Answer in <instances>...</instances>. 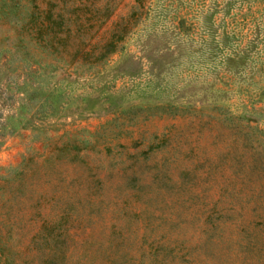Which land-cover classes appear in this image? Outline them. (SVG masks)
Returning <instances> with one entry per match:
<instances>
[{
	"label": "rangeland",
	"instance_id": "374dc122",
	"mask_svg": "<svg viewBox=\"0 0 264 264\" xmlns=\"http://www.w3.org/2000/svg\"><path fill=\"white\" fill-rule=\"evenodd\" d=\"M133 5L0 0L15 264H264V0H145L90 70L35 34L79 14L100 44Z\"/></svg>",
	"mask_w": 264,
	"mask_h": 264
},
{
	"label": "trees",
	"instance_id": "16d2710c",
	"mask_svg": "<svg viewBox=\"0 0 264 264\" xmlns=\"http://www.w3.org/2000/svg\"><path fill=\"white\" fill-rule=\"evenodd\" d=\"M145 0H134V5L131 12L125 19H122L115 23V26L110 31L108 37L99 43L90 45L88 41L91 39L83 29L82 17L75 16V26L71 25V22L66 19V15L62 12L52 16L49 13L45 15V18L41 20L44 29L35 32L37 35H41L46 39L47 48H50L56 53L65 54L68 53L72 47V44H76L73 49L75 65L81 64L83 67L87 66L88 70L94 69L97 66H101L112 54L120 51L122 49V42L127 34L130 32L131 28L136 24L139 16H137L138 11L144 8ZM89 46V47H88ZM37 66H29V73H37ZM81 66V67H82ZM78 68V67H77ZM86 73V71H84ZM90 72V71H87ZM28 75V73L26 72ZM32 85H35L32 82ZM36 86V85H35ZM31 99V98H29ZM48 98L44 97L39 100L34 106L31 117H36L38 113L45 111V105H50L48 103ZM42 116V115H41ZM232 117H229V119ZM257 129V128H256ZM262 137H264V131L259 130ZM22 186V182H18L12 187L3 186L0 192V264H15L14 255L12 247L9 244L11 237L16 235V219L14 217V205L17 191L19 192ZM40 233V232H39ZM38 233V234H39ZM41 234V233H40ZM43 239L45 242L48 239L44 235ZM53 243H56L54 237H52ZM49 243V241H48ZM51 256H53L51 254ZM49 257L51 264H54V257Z\"/></svg>",
	"mask_w": 264,
	"mask_h": 264
}]
</instances>
